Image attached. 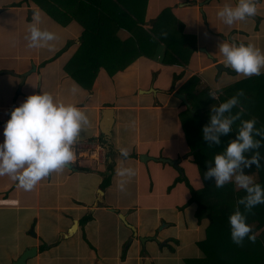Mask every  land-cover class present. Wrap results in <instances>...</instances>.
<instances>
[{
	"label": "crops",
	"instance_id": "crops-1",
	"mask_svg": "<svg viewBox=\"0 0 264 264\" xmlns=\"http://www.w3.org/2000/svg\"><path fill=\"white\" fill-rule=\"evenodd\" d=\"M79 3L0 0V132L10 111L40 91L75 104L89 118L77 140L85 152L79 164L52 172L29 191L9 176H0V264L11 263L30 246H37L38 252L27 264H190L199 260L206 256L200 242L207 238L210 220L199 222V205L191 203V191L183 181L186 177L193 188H201V167L184 123L197 114L201 118L202 90L216 92L219 100L226 88L250 78L230 68L217 69L218 64L224 66L218 45L251 42L264 51V0H256L254 16L232 25L224 24L216 12L234 0H138L135 6L145 29L171 8L184 25V35L195 38L197 51L181 65L163 62V44L153 59L139 56L129 66L118 60L111 65L102 57L85 58L87 62L79 64L85 75L97 73L91 88L78 83L69 68L86 29L81 21L93 24L103 15L83 18L76 14ZM36 13L40 27L58 34L52 49L27 47L25 36ZM117 23L123 21L115 19L108 27L112 30ZM124 27L115 33L121 42L132 36ZM89 52L115 54L107 47ZM174 76L181 77L174 80ZM88 82L85 79V85ZM178 92L193 104L192 115L175 95ZM105 109H111L113 121L109 140L103 134V120L109 115ZM122 146L130 149V158L121 157ZM154 158L180 160L182 172ZM121 167L136 169L123 191L116 175ZM121 215L136 228L137 237ZM75 222V233L67 237Z\"/></svg>",
	"mask_w": 264,
	"mask_h": 264
},
{
	"label": "clouds",
	"instance_id": "clouds-1",
	"mask_svg": "<svg viewBox=\"0 0 264 264\" xmlns=\"http://www.w3.org/2000/svg\"><path fill=\"white\" fill-rule=\"evenodd\" d=\"M257 12L256 0H234L225 3L216 15L226 25L244 21ZM35 22L30 23L25 39L29 48L54 47L59 39L54 31L39 26V14H34ZM167 36V32H161ZM223 56L224 66L242 77L259 76L264 70V51L253 43L223 41L218 45ZM243 90H238L225 101L213 106L209 122L203 126V139L210 145L221 143L220 137L233 132V124L240 123L223 152L214 155L204 173V179L214 178L216 188H223L233 182L245 195L237 200V207L228 216L230 238L241 245L245 237L254 242L255 234L247 223L246 213L256 205L264 204V186L255 183L245 172L253 164L261 166V147L264 146V129L257 128L256 119H241V113L233 114L232 109L239 105ZM216 98V92H210ZM89 124L86 112L72 103L56 99L51 93L40 91L28 95L9 113L0 140V176H9L25 191L32 190L38 182L54 171L66 168L76 159L77 143L81 132ZM252 152L253 155L246 154ZM121 157L130 158V149L119 148ZM120 178L118 188L125 190L127 182L136 175L133 167H121L116 171ZM243 206V211L239 206Z\"/></svg>",
	"mask_w": 264,
	"mask_h": 264
},
{
	"label": "trees",
	"instance_id": "trees-1",
	"mask_svg": "<svg viewBox=\"0 0 264 264\" xmlns=\"http://www.w3.org/2000/svg\"><path fill=\"white\" fill-rule=\"evenodd\" d=\"M79 1L80 3L76 7V14H79L81 17L92 19L96 14L101 13L103 15L102 19L95 20L96 22L93 24L91 20L81 21L86 29L81 39L80 52L77 53L73 62L70 63L69 73L84 87L91 88L92 83L97 77L96 70L91 72V77H87L83 68H80L79 64L87 62L84 61L85 58L92 61L94 58L100 59L102 57L101 60H107V63L111 65H115L114 62L118 60L119 62L122 61L125 66H129L139 56L153 59L159 45L163 44L165 46L163 62L165 64L176 63L181 65L188 62L193 52L197 51L195 38L184 35V25L176 20L177 18L174 16L171 8H166L159 16L153 19L150 22L149 30H147L144 28L146 24L143 16L140 17L138 7L135 6L138 0ZM105 12L109 13V15L106 13L109 18L113 17L110 22L106 20L108 16L106 17L103 14ZM114 12L123 13L124 17H116ZM118 18L123 23L112 25L113 29L111 30L108 26ZM122 26H125L124 28L132 35L125 42H121L115 36L116 31ZM162 31L167 32V36H161L160 33ZM100 47L112 48L115 54L100 55L92 52V55H90L89 50ZM118 51L119 54H117ZM109 70L112 73L116 72L117 69ZM178 77L181 76H174V80ZM85 79L89 80L88 85H85ZM238 90H243L244 95L240 97L239 105L232 109L233 114L240 112L241 119L255 118V126L264 129V73L259 76H252L226 88L219 100L210 96L208 88L202 90L201 118L200 114H197L184 123V130L188 136L189 145L191 150L195 151L196 162L201 167L202 174L211 166L206 161L211 162L214 155L223 152L228 142L235 138V131L240 123L239 120L235 121L232 126L233 132L226 136L222 135L219 145H210L209 142L203 139L202 129L209 122L210 116L213 114L212 105L217 106L236 94ZM187 111L188 114L192 115L193 112L191 110ZM260 151L261 155L264 156V146L261 147ZM246 155L251 156L253 153L249 152ZM260 163V167H256L253 164L250 168H246L245 172L251 177L256 175L257 181L255 183L264 186V159H261ZM183 181L186 182L191 191V203L199 205V211L196 214V217L200 220L199 222L202 223L204 219L210 220L207 238L203 242H200V247L203 248L202 250L205 251L206 256L192 261L190 264H264V204H258L250 212L246 213L247 223L249 225L252 223L257 224L256 229L252 231L256 236L255 241H249L245 237L244 242L241 245H237L230 238L228 216L238 206L237 200L245 195L243 189H237L233 182L227 183L223 188H216L214 178L210 177L207 179L210 188L198 191L193 188L186 177ZM211 200H214L213 204H210ZM239 207L243 211V206Z\"/></svg>",
	"mask_w": 264,
	"mask_h": 264
},
{
	"label": "water",
	"instance_id": "water-1",
	"mask_svg": "<svg viewBox=\"0 0 264 264\" xmlns=\"http://www.w3.org/2000/svg\"><path fill=\"white\" fill-rule=\"evenodd\" d=\"M204 50V49H203ZM205 51V50H204ZM217 69L222 72L224 71H228L227 68H225L222 64H218L217 65ZM177 97H179L187 107H189V109L192 112H195L194 108H193V104L189 101L188 96H186L183 93H176L175 94ZM106 114V118L103 120V134L107 137V139L109 140V137L111 136V125L113 123L112 121V117H111V109H105L104 110ZM108 116V117H107ZM141 160L144 161V159L142 158ZM155 161H159V162H163V163H168L172 166H174L175 168H177L180 172H182V169L179 166V162L180 160H172V159H168V158H160V159H155ZM121 219L123 220V222L129 226L133 231H134V237H137V232H136V228L134 226H132L131 224H129L127 222V220L125 219V217L123 215H121ZM78 226V222H75L74 226L71 228V230L69 231V233L67 234L68 236H72ZM149 239V238H148ZM142 242H144V239H142ZM38 252V247L37 246H30L28 247L17 259L13 260L11 263L9 264H27L28 259L34 257Z\"/></svg>",
	"mask_w": 264,
	"mask_h": 264
},
{
	"label": "rangeland",
	"instance_id": "rangeland-1",
	"mask_svg": "<svg viewBox=\"0 0 264 264\" xmlns=\"http://www.w3.org/2000/svg\"><path fill=\"white\" fill-rule=\"evenodd\" d=\"M212 106H214V104ZM192 155H195V154H192ZM201 172H202V170H201ZM252 179H253L254 182H256L257 181V176L255 175L254 177H252ZM236 187H237V189H240L238 186H236ZM209 188L210 187H209V184H208L207 180L204 179V174L201 173V188L198 189V191H203V190L209 189ZM213 203H214V200H211L210 204H213ZM250 226L252 228V231H254L256 229V227H257V224L252 223V224H250Z\"/></svg>",
	"mask_w": 264,
	"mask_h": 264
},
{
	"label": "built area",
	"instance_id": "built-area-1",
	"mask_svg": "<svg viewBox=\"0 0 264 264\" xmlns=\"http://www.w3.org/2000/svg\"><path fill=\"white\" fill-rule=\"evenodd\" d=\"M74 147H75V149H76V153H77V155H76V159H75V161L74 162H72L71 164L72 165H77V164H79V161H80V159H81V154L83 153H85L84 151H83V149H82V145H81V143H76L75 145H74Z\"/></svg>",
	"mask_w": 264,
	"mask_h": 264
}]
</instances>
